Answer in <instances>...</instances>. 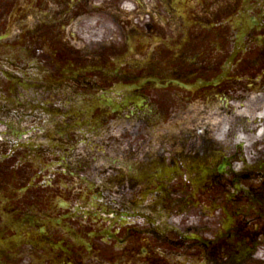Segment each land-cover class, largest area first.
<instances>
[{
    "label": "flooded vegetation",
    "instance_id": "obj_1",
    "mask_svg": "<svg viewBox=\"0 0 264 264\" xmlns=\"http://www.w3.org/2000/svg\"><path fill=\"white\" fill-rule=\"evenodd\" d=\"M0 84L79 114L0 143V264H264V139L203 126L264 107V0H0Z\"/></svg>",
    "mask_w": 264,
    "mask_h": 264
},
{
    "label": "rangeland",
    "instance_id": "obj_2",
    "mask_svg": "<svg viewBox=\"0 0 264 264\" xmlns=\"http://www.w3.org/2000/svg\"><path fill=\"white\" fill-rule=\"evenodd\" d=\"M4 98L0 94V99ZM252 101H258L257 96L255 94L251 98ZM257 106L259 104L256 103ZM225 106V107H224ZM224 116L221 114L211 116V112L208 113L207 118L204 120V128L210 132H213L220 126L222 129H227V127L230 126L231 122L233 119H237V124L236 128L238 130L244 129V131H248L247 134H243L239 132L238 134L235 135L234 142H237L242 146V148L245 150V154L249 157L250 154H252L251 150L254 148V141L255 139H264V107L261 108L260 110L256 111L255 107L253 104L249 107V101L247 102V105L244 106L243 108H239L237 103H229L228 105H224ZM264 106V105H263ZM40 111H34V114L38 115ZM41 116L45 120L43 123L39 122V125L45 129H49L50 131L53 129L55 125L58 124L57 119H53V117L48 116L47 114L41 112ZM78 113L75 111H71L68 115H64L61 118H71L73 116H76ZM79 116V114L77 115ZM86 120L85 123L87 124H98L100 123V120L92 118V113L87 111L85 112ZM46 117H50L49 120H53L52 123L48 122ZM260 130V135L259 137L255 138L254 136L250 135L249 131L252 130ZM218 132V131H217ZM153 134L155 137H160V135L165 134L164 130H157L153 131ZM50 136H53L50 134ZM52 141V139H51ZM50 144L54 147L55 143L51 142ZM232 144H234L232 142ZM41 162L37 161L35 162L36 166L40 165ZM0 203H1V208H0V215L3 221L8 222L12 221V215L9 214L10 207H8V200L4 198V196L0 193ZM5 208L7 211H5ZM40 222V221H39ZM33 234H35L34 231H32ZM31 236V234H30Z\"/></svg>",
    "mask_w": 264,
    "mask_h": 264
}]
</instances>
